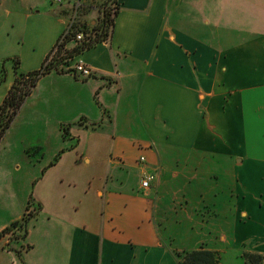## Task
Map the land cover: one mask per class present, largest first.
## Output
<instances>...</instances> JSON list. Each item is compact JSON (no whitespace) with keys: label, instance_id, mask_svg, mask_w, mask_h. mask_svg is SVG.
I'll return each instance as SVG.
<instances>
[{"label":"crops","instance_id":"0c3cea01","mask_svg":"<svg viewBox=\"0 0 264 264\" xmlns=\"http://www.w3.org/2000/svg\"><path fill=\"white\" fill-rule=\"evenodd\" d=\"M72 3L5 0L0 107L13 61L39 71ZM115 6L109 39L72 61L92 77H43L0 141V234L30 200L37 208L25 241L0 239V264H178L198 250L244 264V248L264 257V0ZM148 173L157 178L143 190Z\"/></svg>","mask_w":264,"mask_h":264},{"label":"trees","instance_id":"16d2710c","mask_svg":"<svg viewBox=\"0 0 264 264\" xmlns=\"http://www.w3.org/2000/svg\"><path fill=\"white\" fill-rule=\"evenodd\" d=\"M113 18L109 11L105 10L100 21L92 26L88 25V27H83V33L85 38L81 43H79L74 48H67V44L72 40L78 33L80 29H76L75 32L72 31V36L66 40L64 44H60L61 38L58 40L57 44L60 46L57 56L49 62L51 53L47 56L46 60L42 68L39 71H35L29 74H24L20 72V63L18 60H14V70L16 75V80L8 93V96L4 100L3 104L0 107V141L11 127L18 111L21 106L27 99V97L32 93L33 89L37 86L38 82L45 77L46 75L57 72V73H65L71 72L65 70L64 66L69 65L72 61H74L78 56L83 54L84 52L92 49L100 43L106 42L112 32ZM94 36V37H93ZM6 77V69L2 67L0 71V81H4ZM12 109V110H11ZM95 125L92 124L91 127ZM70 126H64L63 137L67 140L69 135ZM28 206H33L32 200H30ZM35 215H31L23 220L17 221L13 223L8 229L3 231L0 234V239L5 235L13 232L14 234L17 232L19 235L15 236L16 241H25L28 237L29 226L31 220ZM178 264H220L219 258L217 255L208 250H198V251H190L185 252L183 255H177ZM245 260L247 264H263L264 257L256 254H246Z\"/></svg>","mask_w":264,"mask_h":264},{"label":"rangeland","instance_id":"374dc122","mask_svg":"<svg viewBox=\"0 0 264 264\" xmlns=\"http://www.w3.org/2000/svg\"><path fill=\"white\" fill-rule=\"evenodd\" d=\"M44 1L46 2L47 5H49L51 7V9H54L53 8L54 6H58L57 8L56 7L55 8L60 9V7L62 6V4L61 5L56 4L54 0H44ZM115 3H116V0H75V3H72L71 8H70L72 14L70 16V20H69V24H68L67 28L72 29V31H74V32L76 29H80L79 33H83V27H86V26L88 27V25H91L90 23H87L86 19L90 18V17H94L95 19H97V16H99L98 13L101 12L100 17L98 18L99 20L98 21L95 20V22H96L95 25H96L100 21V19L102 18L105 10L109 11L111 14V17L113 18V16L116 14V10H117ZM4 4H5V0H0V8H2V6ZM92 26H94V25H92ZM16 33H17V31L15 33H13L14 37H16ZM68 45H67V47L69 49L75 47V43L72 41H69ZM71 66H73L72 62L69 65L64 66V68L69 69ZM22 116H23V114H22ZM22 116L20 117L19 120H17V119H16L17 121L15 120L16 128H18L21 124L25 123V122H21V121L25 120L24 118H22ZM36 213H37L36 207L32 208L31 206H28L27 212L25 213V215L23 216V218L21 220H23L24 218H27L31 215H36ZM16 234H17V236L19 235V233H17V232L15 234L13 232H10L9 234L5 235L4 237L6 238V240H10L11 242H13V241H16V239H15ZM185 252H190V251H183V252L178 253V255H180V254L183 255ZM246 254H251V253H248L247 251H245V248L242 249L241 257L244 260H245L244 256ZM216 255L219 258L220 264H233L234 260L231 256L222 258L219 256V254H216ZM244 264H247V263L244 262Z\"/></svg>","mask_w":264,"mask_h":264},{"label":"built area","instance_id":"2783aa9c","mask_svg":"<svg viewBox=\"0 0 264 264\" xmlns=\"http://www.w3.org/2000/svg\"><path fill=\"white\" fill-rule=\"evenodd\" d=\"M54 1H55L56 4H60L61 5V4H63V2L65 0H54ZM71 33H72V29L67 28L65 30L63 36L61 37V40H60L59 43L60 44H64L66 42V40L69 39L72 36ZM84 38H85L84 33H78L74 38H72L71 41L75 43V46H77L79 43H81L83 41ZM59 48H60V46H58V45L54 46V49L52 50L49 62L54 60V58L57 56ZM69 69L74 70V72L76 74H78L79 76H81L82 78H85V79L90 78L93 75L92 69L90 67H88L87 65H85L83 62H77L72 67H70ZM138 163L140 165H145L146 158L144 156H141L138 159ZM156 178H157V176L154 173L144 174V176H143V178L141 180V188L143 190L150 189L152 183H154L156 181Z\"/></svg>","mask_w":264,"mask_h":264}]
</instances>
